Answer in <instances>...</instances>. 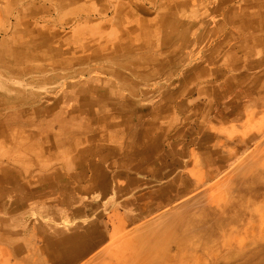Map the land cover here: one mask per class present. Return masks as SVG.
<instances>
[{
	"label": "crops",
	"instance_id": "1",
	"mask_svg": "<svg viewBox=\"0 0 264 264\" xmlns=\"http://www.w3.org/2000/svg\"><path fill=\"white\" fill-rule=\"evenodd\" d=\"M0 12L11 17L0 76L28 78L33 93L36 83L59 129L55 150L44 144L56 164L26 179L1 170L0 264H83L114 212L145 215L156 191L178 188L190 167L179 158L219 152L207 128L259 110L240 86L264 38V0H0ZM20 124L39 125L11 129Z\"/></svg>",
	"mask_w": 264,
	"mask_h": 264
},
{
	"label": "rangeland",
	"instance_id": "2",
	"mask_svg": "<svg viewBox=\"0 0 264 264\" xmlns=\"http://www.w3.org/2000/svg\"><path fill=\"white\" fill-rule=\"evenodd\" d=\"M2 17L4 13L0 12V36L5 33L4 21L11 19L10 15ZM257 50L259 53L256 52L246 72L248 77L240 86L242 91L258 94L259 110L253 112L257 115L240 118L239 126H226L223 130L206 126L221 140L211 142L212 148L220 149L219 152L212 151V157L205 161L197 155L185 160L179 158L190 167L179 173L178 188L156 191L148 199L143 210L145 215L135 212L134 205L114 212L106 224V241L83 264H132L126 259L129 253L147 254L144 264H264V204L250 201L247 209H243L244 216L237 221L229 220L234 213L231 206L240 193L264 170V38ZM27 81L26 77H11L5 69L0 76V117L3 118L0 174L3 169L22 170L23 179L27 172H41L56 164L47 157L46 137H49L50 148L55 150L59 144L58 125H52L58 121V112L44 99L36 83L35 93L28 91ZM14 116L20 122L30 118L39 125L20 124L18 129H11L6 125ZM45 118L53 120L51 126H42ZM200 137L198 133L193 134L188 137L189 143H197ZM208 209L213 220L219 221V227L213 230V222H205L190 229L185 236L179 233L187 222H198ZM208 232L209 236L205 237ZM212 234L215 245L211 241ZM160 252L166 253L163 260H159Z\"/></svg>",
	"mask_w": 264,
	"mask_h": 264
},
{
	"label": "bare ground",
	"instance_id": "3",
	"mask_svg": "<svg viewBox=\"0 0 264 264\" xmlns=\"http://www.w3.org/2000/svg\"><path fill=\"white\" fill-rule=\"evenodd\" d=\"M26 117V116H24ZM17 117H13L12 119H16ZM11 119V121H12ZM11 123V122H10ZM7 124L6 126L8 127H12L11 125ZM3 129V126H1L0 124V131ZM264 164V163H263ZM248 197V198H247ZM247 198V199H244ZM250 201L252 202H257L260 204H264V170L257 176L256 179H253L251 181V183L249 184V186L247 188H245V192L240 193V197L237 200V202L232 205V209L231 211L234 212L233 215L229 216V220L230 221H237L240 217L244 216V212L243 209H247V206L250 205ZM211 210H206L204 216L198 221V222H194V221H189L187 222V226L181 227L179 229V233L183 234L184 236L188 234V232H190L192 228L197 227V226H201L204 225V223H212L213 222V230H215L216 227H219V221H215L217 219L212 218V214H211ZM231 214V213H230ZM234 215L236 216L234 218ZM213 220V221H212ZM215 227V228H214ZM210 234V232L207 233V235H205V237H208ZM214 234V233H213ZM212 234L213 237H211V241L212 244L215 245L216 241L214 240V235ZM202 238V236L200 237ZM145 239L142 238V240ZM161 255L159 258V260H163L166 257V253L165 252H160ZM252 257V255H251ZM147 258V254L142 253L140 254V256H134L133 254H128L127 255V261L131 262L132 264H144ZM110 264V263H109ZM112 264V263H111Z\"/></svg>",
	"mask_w": 264,
	"mask_h": 264
}]
</instances>
